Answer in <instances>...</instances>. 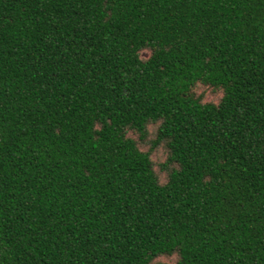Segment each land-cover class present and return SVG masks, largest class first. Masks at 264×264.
I'll return each instance as SVG.
<instances>
[{
	"label": "trees",
	"instance_id": "trees-1",
	"mask_svg": "<svg viewBox=\"0 0 264 264\" xmlns=\"http://www.w3.org/2000/svg\"><path fill=\"white\" fill-rule=\"evenodd\" d=\"M0 264H264V0H0Z\"/></svg>",
	"mask_w": 264,
	"mask_h": 264
},
{
	"label": "rangeland",
	"instance_id": "rangeland-1",
	"mask_svg": "<svg viewBox=\"0 0 264 264\" xmlns=\"http://www.w3.org/2000/svg\"><path fill=\"white\" fill-rule=\"evenodd\" d=\"M148 52H144L142 56L145 58L148 56ZM195 92L198 96H203V101L204 102H212V103H218L222 94L219 91H215L211 88H207L204 86H198L195 89ZM158 125H153L150 126L149 131H150V141L146 144L142 145V150L145 152H148L151 149V141L155 139V134L157 132ZM134 136V135H133ZM168 158V152L164 149V147H159L158 149H155L151 153V159L153 160L155 164V170L157 173L160 175V179L162 182L166 181V176L165 173L160 171V165L165 163V161ZM177 260V256H172V257H161L158 259L159 262H165V263H173Z\"/></svg>",
	"mask_w": 264,
	"mask_h": 264
}]
</instances>
